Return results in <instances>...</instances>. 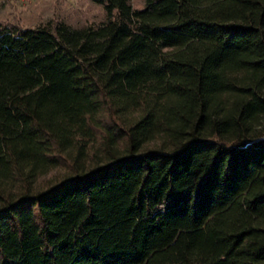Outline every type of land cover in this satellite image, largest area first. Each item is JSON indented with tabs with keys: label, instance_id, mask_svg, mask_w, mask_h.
I'll return each mask as SVG.
<instances>
[{
	"label": "trees",
	"instance_id": "obj_1",
	"mask_svg": "<svg viewBox=\"0 0 264 264\" xmlns=\"http://www.w3.org/2000/svg\"><path fill=\"white\" fill-rule=\"evenodd\" d=\"M94 1L0 20V264H264V0Z\"/></svg>",
	"mask_w": 264,
	"mask_h": 264
},
{
	"label": "rangeland",
	"instance_id": "obj_2",
	"mask_svg": "<svg viewBox=\"0 0 264 264\" xmlns=\"http://www.w3.org/2000/svg\"><path fill=\"white\" fill-rule=\"evenodd\" d=\"M132 6L141 7L144 0H130ZM58 19L68 23L70 26L79 27L87 23H100L106 19V12L103 5L94 0H0V20L18 21L24 25H36L38 23H44L50 19ZM134 113L128 114L129 118ZM103 120H109L104 118ZM101 121V120H100ZM102 126V125H100ZM95 133L87 138V152L84 159V165L88 166L105 158V154L108 148V137L105 135V130L100 128H94ZM116 136L113 135V141ZM116 145L122 146L123 142L117 141ZM157 138L150 139L145 142L147 146H154L158 144ZM117 150V149H115ZM70 164L68 162L58 163L45 172L37 176V185H44L64 175L70 170Z\"/></svg>",
	"mask_w": 264,
	"mask_h": 264
},
{
	"label": "built area",
	"instance_id": "obj_3",
	"mask_svg": "<svg viewBox=\"0 0 264 264\" xmlns=\"http://www.w3.org/2000/svg\"><path fill=\"white\" fill-rule=\"evenodd\" d=\"M17 1H21V2H23V1H27V0H17Z\"/></svg>",
	"mask_w": 264,
	"mask_h": 264
}]
</instances>
